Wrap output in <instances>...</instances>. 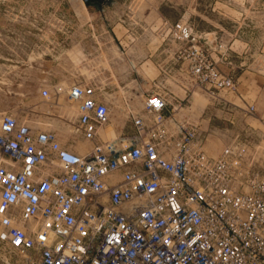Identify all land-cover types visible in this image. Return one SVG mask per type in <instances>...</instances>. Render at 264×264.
I'll return each mask as SVG.
<instances>
[{"label": "built area", "instance_id": "obj_1", "mask_svg": "<svg viewBox=\"0 0 264 264\" xmlns=\"http://www.w3.org/2000/svg\"><path fill=\"white\" fill-rule=\"evenodd\" d=\"M169 31L195 86L214 99L235 88L205 34L185 22ZM63 92L86 151L0 116V246L14 253L2 264H264V134H237L210 155L199 124L178 117L183 99L166 113L167 97L153 92L131 114L132 134L108 136L97 86Z\"/></svg>", "mask_w": 264, "mask_h": 264}, {"label": "rangeland", "instance_id": "obj_2", "mask_svg": "<svg viewBox=\"0 0 264 264\" xmlns=\"http://www.w3.org/2000/svg\"><path fill=\"white\" fill-rule=\"evenodd\" d=\"M238 16L251 26L242 36L247 46L235 43L229 49L230 35L218 31L217 53L223 60L217 65L236 81L233 90L219 91L221 99L195 86L182 60L166 71L172 75L179 69L190 78L184 93L172 89L176 84L171 80H158L164 73L160 67L153 80L138 73L153 50L160 52L159 44L171 53L178 46L169 31L176 22L209 38L212 22L228 27ZM262 19L264 0H0V116L26 118L34 126L82 141L73 127L65 131L56 126L72 125L77 107L66 98L65 87L52 89L82 81L95 83L110 101L108 136L118 135L120 128L129 130V111L143 112L141 96L162 90L183 98L187 116L201 127L208 154L218 153L237 134L252 132L259 140L264 134V37L252 24ZM33 73L46 78L49 97L24 92L23 80ZM251 103L254 112L244 115L242 108ZM8 254L13 250L0 246V264Z\"/></svg>", "mask_w": 264, "mask_h": 264}, {"label": "crops", "instance_id": "obj_3", "mask_svg": "<svg viewBox=\"0 0 264 264\" xmlns=\"http://www.w3.org/2000/svg\"><path fill=\"white\" fill-rule=\"evenodd\" d=\"M232 20L234 21V23L232 25H229L230 27L228 26V27H220L219 28V26L216 22H212V24H211L212 26L210 28V31L207 32L209 35V38L207 37L208 41H209V48L212 49V53H210V54L215 61L223 60L222 56L217 53V51L219 52L218 49L220 46L218 44L220 41V39L218 38L219 29H224V31L230 35L229 49L232 48L235 43L241 44L242 47H245L248 45V43H243V41H242L243 40L242 36L244 35V32H245L244 30H246V29L248 30V28L251 27L250 24L247 22V18L245 16H238V17H236V19L233 18ZM252 27L253 28L257 27V33L260 35V33L262 32V36L264 37V19H262L261 22H259L256 26H254L252 24ZM177 44H178V46H175V49L172 52L173 54L171 53L169 48L166 47V44H159L158 45L159 48H157L156 50H159L160 52L158 54H154V50H153V52L147 56L146 60H144L140 63L141 72H138V73H140V75H142V76L144 73L145 77L148 80L149 79L153 80V78L158 77V71L160 73V70H162L164 73H163V75L159 76L158 80L164 81V82H168V81L170 82V80H171L172 84H176L175 86L172 85L171 88L177 89V91H179V92L183 91V93H184V92H186V89H189V88H187L186 85L189 83L190 78L188 79V77L185 76L183 72L180 73L181 70H179V69H176V72L173 73L172 75L168 74V72L171 71L174 66L180 65V62H181V59L179 58V56L177 54V51H178L179 47L181 46V44L179 42H177ZM161 47H162V49H161ZM242 49L243 48H241V50ZM220 56H221V58H220ZM229 56L231 57L232 54H229ZM226 59H227V57H226ZM232 62H233V60L228 61L229 64H231ZM158 67H160V70ZM166 69H168V72L166 71ZM180 69H182V68H180ZM46 82H47L46 78H42V76L40 74L38 75L37 73H33L32 78H26L23 80V83H24L25 88H26L23 90H24V92L31 93V94H37V93L41 94L42 89H48V85L46 84ZM85 83L93 84L92 82H85ZM69 85H67V86H69ZM94 85H96V84L94 83ZM191 85H193V84H191ZM67 86L55 84L52 86V89L59 88V87L61 89L62 87L66 88ZM97 87L100 88L99 86H97ZM65 88H63V89H65ZM159 93L164 94L169 101L166 113L169 112L171 104H173L175 100L183 99V98H180L179 96H177L178 98L176 96H170V94H168V92H166V91L163 92L161 90V92L159 91ZM102 94H103V92H102ZM149 94L150 93H148V94L146 93L145 96H141L140 98L143 99V101H144ZM101 98L105 102H107V104L110 107V101L104 94L101 96ZM131 114L134 115V114H138V113L134 112L132 110L129 111L128 116L130 118L131 126H129V130L126 129L125 131L122 130L121 128L118 129V131H119L118 134L129 135V134L133 133ZM185 116H187V112L184 110V108H182V110H180V112H179L178 117H185ZM76 117H77V114L75 116V119H76ZM75 119H74V121H75ZM20 120H26L35 129H39V130L45 129L41 126L32 125L29 122V120H27L26 118H21ZM59 125L57 124L56 126H58V127L62 126V129H65V131H67L69 129V127L70 128L72 127L71 124L65 123V122L62 125L61 124H59ZM56 135H57L58 140L62 144V146L67 147L69 149L82 152V151H86L90 148V145H91L90 142H88L82 138H81L82 141H80V139H78V141H76V140L69 139V136H68L69 134L59 135L56 133ZM104 137H107V136L104 135ZM75 142H78V143L75 144ZM1 264H2V259H1Z\"/></svg>", "mask_w": 264, "mask_h": 264}, {"label": "trees", "instance_id": "obj_4", "mask_svg": "<svg viewBox=\"0 0 264 264\" xmlns=\"http://www.w3.org/2000/svg\"><path fill=\"white\" fill-rule=\"evenodd\" d=\"M89 0H87V2H88Z\"/></svg>", "mask_w": 264, "mask_h": 264}]
</instances>
